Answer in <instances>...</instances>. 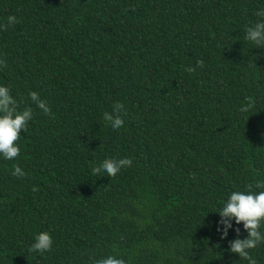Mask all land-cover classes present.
Returning a JSON list of instances; mask_svg holds the SVG:
<instances>
[{
  "label": "trees",
  "instance_id": "obj_1",
  "mask_svg": "<svg viewBox=\"0 0 264 264\" xmlns=\"http://www.w3.org/2000/svg\"><path fill=\"white\" fill-rule=\"evenodd\" d=\"M259 10L264 0H0V25L19 21L0 29V86L33 110L19 157H0V264H248L228 250L243 224L221 239L217 212L264 181V48L244 38ZM116 102L119 130L103 119ZM122 158L132 165L115 178L91 172ZM41 232L52 250L29 252ZM250 255L264 264V243Z\"/></svg>",
  "mask_w": 264,
  "mask_h": 264
},
{
  "label": "clouds",
  "instance_id": "obj_2",
  "mask_svg": "<svg viewBox=\"0 0 264 264\" xmlns=\"http://www.w3.org/2000/svg\"><path fill=\"white\" fill-rule=\"evenodd\" d=\"M134 10V9H133ZM262 19L258 20L253 26L245 29V40L251 42L256 48H264V10L255 13ZM15 15L7 17L4 25L0 29L7 30L18 23ZM197 67L204 66L203 60L196 61ZM7 63L0 59V69L6 68ZM185 71L192 73L196 68L188 67ZM29 98L33 104L46 116L51 115V108L46 100L40 98L39 93L29 92ZM246 105L239 110L248 112L254 106V100L247 97ZM19 103L10 94V89L6 86H0V157L4 160H15L20 155L18 141L21 131L27 132L28 123L33 119V110L31 107H25L23 111L18 110ZM124 111V105L116 102L113 105V112H104L103 119L110 123L114 130H119L124 126V120L121 112ZM132 160L130 158L122 159H105L98 166L92 167L93 175L99 176L102 172L106 173L109 178H115L123 168L130 167ZM12 175L17 178H23L26 174L18 166H13ZM260 189V191H255ZM33 191H36L34 188ZM220 216L217 231L221 233V239H226L228 230L233 228V220L236 225L243 224V229L247 232V237L239 238L240 228L234 231L237 238L229 241V251L239 256L240 259L246 260L248 264H257V261L250 255V250L257 248L264 243V232L261 231V225L264 224V181L257 180L246 186L245 191H233L225 201L222 208L217 212ZM53 239L48 232H41L34 238V243L28 251L32 253L43 254L52 250ZM93 264H126L125 260L109 255L106 258L94 260Z\"/></svg>",
  "mask_w": 264,
  "mask_h": 264
}]
</instances>
